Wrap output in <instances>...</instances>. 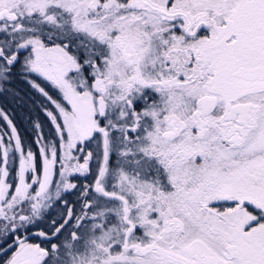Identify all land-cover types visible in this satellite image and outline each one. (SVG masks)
Here are the masks:
<instances>
[{
    "label": "rangeland",
    "instance_id": "1",
    "mask_svg": "<svg viewBox=\"0 0 264 264\" xmlns=\"http://www.w3.org/2000/svg\"><path fill=\"white\" fill-rule=\"evenodd\" d=\"M152 4L171 12L208 8L215 17L222 13L225 24L234 5L225 0ZM263 12L258 1L243 3L244 25L264 27ZM174 26L142 0H0V89L8 67L21 57L64 102L44 94L54 106L47 114L62 148L45 147L38 137L41 173L32 153L20 154L17 132L0 109V216L13 161L4 134L21 155L17 195L33 192L37 217L75 186L73 178L82 180L92 170L96 178L83 191L90 194L91 208L97 207L94 214H81L91 220L87 235L67 226L69 236L91 244L90 255L69 252L68 236L64 262L60 253L42 252L27 240L4 264H50L53 255L56 264H191L188 248L195 242L218 258L248 247L264 251V82L233 75L227 55L232 48L225 49L219 34L199 39L193 57L189 37L180 38ZM50 52L64 62L50 59ZM201 56L209 62L201 64ZM205 98L214 103L206 113ZM247 104L252 109L243 122L236 109ZM96 186L116 197L100 201ZM243 200L257 209L240 207ZM70 217L71 212L66 224Z\"/></svg>",
    "mask_w": 264,
    "mask_h": 264
},
{
    "label": "trees",
    "instance_id": "2",
    "mask_svg": "<svg viewBox=\"0 0 264 264\" xmlns=\"http://www.w3.org/2000/svg\"><path fill=\"white\" fill-rule=\"evenodd\" d=\"M86 76L88 80H91L88 73H86ZM7 77L3 87L0 89V109L8 115L17 132L21 146L20 154L32 153L34 161H36L37 173H41L43 148L37 143L38 137L41 136L43 140L41 145L45 147L53 148L56 152H60L62 148L61 143L59 144L57 129L51 117L47 114L48 112H54V106L52 101L46 99L44 94L61 105H64V102L59 90L49 80L29 71L21 57L8 67ZM1 122L2 126H5L2 120ZM0 130L4 131L2 128ZM6 136L4 134V142L7 143V151L13 161L12 166L10 165L9 168L11 190L2 204L3 213L0 216V251L12 243L16 236L20 238L23 235L34 232L36 235L30 238L29 241L35 242L51 253H60V258L63 262L64 256H62V253L64 246L67 245V236L70 239V243L68 242L69 252H81L84 255H90L87 254V249L91 244L82 243V240L76 241V237L69 236L68 234L72 230L67 231V226L75 225L76 231H80L81 236L88 234L87 230L91 220L85 217L81 218V214L83 216H85L83 212L94 214L97 207L93 206L91 208L90 194L86 193L85 190L83 191V188L87 184L90 186L93 184L96 178L95 170H92L82 180L78 181L73 178L75 186L66 192H60L52 201L53 204L46 210L45 215L37 217L34 203L30 199L33 197V192L27 193L26 197L17 195L18 183L16 175L21 155L14 148L12 141L8 140ZM85 147V150L93 152V148H89L87 144ZM84 193H86L85 196ZM104 193H101V195L103 196ZM101 198L100 201L102 202L107 199L104 196ZM88 202L89 204L87 205ZM69 212H71V217L66 224L65 221ZM57 229L59 231L56 233ZM40 233L46 238H39ZM53 244H56L59 248L54 247ZM13 248L0 255V264L6 262L7 256ZM56 259L57 257L53 255L50 264H56ZM78 262H80L79 259Z\"/></svg>",
    "mask_w": 264,
    "mask_h": 264
},
{
    "label": "flooded vegetation",
    "instance_id": "3",
    "mask_svg": "<svg viewBox=\"0 0 264 264\" xmlns=\"http://www.w3.org/2000/svg\"><path fill=\"white\" fill-rule=\"evenodd\" d=\"M144 1L149 2V4L152 6L161 8L152 4L154 0H144ZM251 1L252 0H225V2L229 4L231 3L234 4L232 7V12L229 13V10H227L228 15L226 18H223L226 21V24L224 21L223 22L220 21L221 19L220 17H223L222 13L217 14L216 15L217 17H215L214 15H211L209 13L211 10H209L208 8L207 10L205 9V11H200V10L197 11L195 8V10L193 9L190 12L181 9L171 12L165 8H161L166 10L168 13H175L174 16L170 17L166 14L160 13L157 10H153L150 5H147L145 3L144 5L148 7L151 11L157 12L158 14L168 18L169 20H173V23L175 24L174 29L175 32L178 34V36L182 39H187V37H189V40L191 42L188 44L190 51L194 52L193 57H196L195 54L197 51L195 50L196 48L195 45L199 39L208 40V38L212 37V33L213 35L215 33L216 36L217 34H219L220 37L223 40H225L224 43V45L226 46L225 49L231 50L228 48L229 47L232 48L230 52H227V55H228V61L230 62L231 65L234 66L233 75L235 76V72L240 67H245L248 69L262 68L264 70V27L258 26L256 29H254L253 27L250 29L244 25L243 19L241 18V16L243 15L242 14L243 3H247ZM253 1H258L260 7H264V0H253ZM234 22L235 24L239 25L240 28H243V30H241L240 28L235 29ZM225 25L227 26L225 27ZM215 35L214 37H216ZM238 47H242V49L239 50L237 49ZM205 50L206 49L202 50L201 53L204 54ZM201 59H199L201 64L209 62V59L207 58L204 59L203 56H201ZM222 60L223 62L227 61V59H222ZM235 77L241 79L243 82H249V83L264 82V77L263 78H244L237 76ZM256 94L257 95L260 94V91L257 92ZM247 105H250V109L247 112L248 114L252 109V106L251 104H247ZM237 112L240 111L237 110ZM244 120L242 119L243 122ZM103 196L106 198L116 197L114 195H109L107 192L104 193ZM121 201L123 202L124 205H126L124 199H121ZM239 206L247 210L249 209L254 210L253 208L257 209V207H254L252 204L246 202L245 200L241 201L239 203ZM35 246L39 248V245H37L36 243ZM192 247H194L195 249L192 250ZM37 248H36V252H38ZM188 249L190 255L192 256L191 264H214V263L240 264L242 262V259L246 260V264H264V251L261 252L259 250L254 249L253 247H248L246 250H242V251L234 250L233 254L229 253V255H226L225 257H221V258H218L216 255L207 252L204 248H202L199 242H195ZM45 250L46 249L43 248L41 249L42 252L48 253V251ZM208 256H212L216 260L213 258H207Z\"/></svg>",
    "mask_w": 264,
    "mask_h": 264
},
{
    "label": "water",
    "instance_id": "4",
    "mask_svg": "<svg viewBox=\"0 0 264 264\" xmlns=\"http://www.w3.org/2000/svg\"><path fill=\"white\" fill-rule=\"evenodd\" d=\"M142 2L145 3V4H147V5H150L149 2H147V1L142 0ZM150 6H151V8L153 10H157L160 13L166 14V15H168L170 17H172V16L175 15V13H168L164 9L157 8V7L152 6V5H150ZM2 52H3V49L0 48V55L2 54ZM49 58L52 59V60H54V61L60 62V63L64 62V59L59 54H57L55 52H50ZM235 76H237V77H244V78H263L264 77V70L262 68L248 69V68H245V67H240L235 72ZM213 105H214V103H213V100L211 98H205L203 101H201V108H202V111L205 112V113L211 111L213 109ZM249 109H250V105H245V106H241V107H238L237 108V110L242 113V119L243 120L246 118V115H247V112L249 111ZM85 117H86L87 130L89 131L90 130V126H89V113H88L87 103H85ZM94 190L96 192L104 193L103 188L100 187V186H96ZM124 202H126V201L124 200ZM34 235H36V233L33 232V233H30V234H27V235H23L20 238L19 237H15V239H14V241L12 243H10L9 245H7L5 248H3L0 251V255L3 254V253H5L6 251H8L9 249H11L12 247L17 246L20 242L29 240ZM194 249L195 248L192 247V250H194ZM207 258H213V259H215L212 256H208ZM18 264H31V261L30 260H25V261H22V262H20Z\"/></svg>",
    "mask_w": 264,
    "mask_h": 264
}]
</instances>
